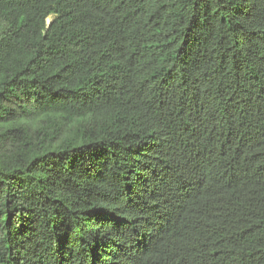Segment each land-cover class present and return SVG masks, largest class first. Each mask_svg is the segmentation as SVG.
Masks as SVG:
<instances>
[{
	"label": "trees",
	"instance_id": "obj_1",
	"mask_svg": "<svg viewBox=\"0 0 264 264\" xmlns=\"http://www.w3.org/2000/svg\"><path fill=\"white\" fill-rule=\"evenodd\" d=\"M0 264H264V0H0Z\"/></svg>",
	"mask_w": 264,
	"mask_h": 264
},
{
	"label": "water",
	"instance_id": "obj_2",
	"mask_svg": "<svg viewBox=\"0 0 264 264\" xmlns=\"http://www.w3.org/2000/svg\"><path fill=\"white\" fill-rule=\"evenodd\" d=\"M48 23H50V20L48 21Z\"/></svg>",
	"mask_w": 264,
	"mask_h": 264
}]
</instances>
